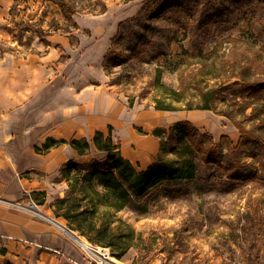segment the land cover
<instances>
[{
  "label": "rangeland",
  "instance_id": "obj_1",
  "mask_svg": "<svg viewBox=\"0 0 264 264\" xmlns=\"http://www.w3.org/2000/svg\"><path fill=\"white\" fill-rule=\"evenodd\" d=\"M64 1L73 11L71 16L53 0H0V113L8 115L14 130L24 126L20 125L22 113L25 117L28 110L42 109L53 96L48 112L54 117L63 118L72 109H87L90 116L104 120L103 140L110 136L121 157L129 151L147 156L142 164L130 161L137 170L146 161L157 160L159 138L153 129L159 126L169 133V126L179 120H188L212 136L214 143L221 145L222 154L227 153L228 144L236 145L240 133L226 115L198 109L200 123L190 117L191 112L185 116L177 110H155L154 72L157 60L178 54L184 60L180 67L164 64L161 71L162 81L173 88L205 89L203 78L196 82L189 72L212 57L217 60H212V67L220 68L224 75L238 70L261 74L264 0ZM115 32L117 65L100 79L96 70L105 73L103 60ZM214 47L217 50H212ZM210 51L213 55L204 59L201 53ZM249 71L243 76L244 83L254 80L248 77ZM128 96L136 97L131 105ZM221 99L215 100L218 109L232 110L233 118L251 126L245 118L252 105L242 112L237 106L230 109ZM259 99L264 101V90L255 99L257 104ZM123 121L130 134H126ZM95 132L76 138L92 142ZM259 135L264 136L255 132L254 139ZM259 152L258 157L249 150L241 154L239 168L245 177L228 178L221 157L220 164L200 163L196 179L157 184L112 213L106 227L115 239L130 244L120 257L113 255L110 246L90 241L87 231L78 230L57 214L61 210L57 198L64 195L67 182L49 195L30 192L37 205L33 209L43 210L72 236L107 247L109 255L127 264H264V156ZM106 155V151L93 149L77 161L100 160ZM10 201L30 206L26 195Z\"/></svg>",
  "mask_w": 264,
  "mask_h": 264
},
{
  "label": "trees",
  "instance_id": "obj_2",
  "mask_svg": "<svg viewBox=\"0 0 264 264\" xmlns=\"http://www.w3.org/2000/svg\"><path fill=\"white\" fill-rule=\"evenodd\" d=\"M57 3L66 16H71L73 11L64 0H53ZM105 6V5H104ZM122 24L119 22L118 25ZM116 32L111 38V44L103 60V67L108 74L110 68L117 65L118 53H115L114 42ZM141 39V38H140ZM217 50L214 47L212 50ZM214 50V51H215ZM213 51V53H214ZM202 54L204 59H209L213 53ZM200 55V54H199ZM182 56L170 54L167 59L163 56L154 72L152 97L153 107L156 110H190L208 109L217 114L226 115L232 119L240 135L236 145H227V153L222 154L221 145L215 144L212 136L202 133L188 120H179L169 126V133L163 127H155L153 135L159 138V153L157 160L147 165L144 169L137 170L128 159L121 157L118 146L112 144L111 137L103 140V133L96 131L92 138L93 145L100 151H106L103 159L91 158L85 162L74 161L61 169V174L67 182V189L62 197H58L59 212L65 216L78 230L87 231L88 239L101 245L110 246L113 255L122 256L129 245L126 239H115L114 233L106 227L110 223L112 213L130 205L133 199L143 196L151 187L170 181H189L197 178L199 164L223 163L221 167L227 171V177H245L240 171L241 154L251 151L254 157L264 156V101L256 102L264 90V72L245 70L224 75L220 68L212 67V60L189 72L190 78L198 82V77L205 81V89L181 85L173 88L167 86L161 79L164 64L172 69L179 68L183 63ZM250 73L251 82L244 83L246 73ZM224 80L221 81V77ZM262 77L258 79L259 77ZM243 77V78H242ZM240 78L242 81L240 82ZM118 81V79H116ZM216 81H219L217 83ZM257 81V82H255ZM113 82V81H112ZM259 84V85H256ZM191 91V92H190ZM226 106H237L240 111L252 105L251 111L246 115V120L251 123L249 128L243 125V120L231 116L228 108L218 109L216 98ZM131 105L136 97L128 96ZM238 98L242 102H238ZM243 112V111H242ZM252 136V137H251ZM223 137V136H221ZM62 142L47 138L43 149H48ZM71 146L79 153L85 154L90 150V143L85 139H71ZM253 147V148H252ZM39 149V148H38ZM171 155V156H169ZM235 164H238L235 167ZM123 236V235H121ZM4 251V249H2ZM5 264H11L5 262Z\"/></svg>",
  "mask_w": 264,
  "mask_h": 264
},
{
  "label": "crops",
  "instance_id": "obj_3",
  "mask_svg": "<svg viewBox=\"0 0 264 264\" xmlns=\"http://www.w3.org/2000/svg\"><path fill=\"white\" fill-rule=\"evenodd\" d=\"M96 75L102 79L107 73L96 70ZM81 95L83 92H80ZM53 102L54 97L51 96L47 100L49 105H44L42 109L36 107L28 110L25 117L22 113L20 125L24 123V126L18 131L14 130L15 127L7 118L8 115L0 113V197L2 199L15 200L24 195L31 196L30 192L34 194L45 191L46 195H49V191H60L66 184L61 169L88 155L93 149L98 150L88 140L89 152L79 154L71 146L70 141L78 139L76 137H89L94 131H101L105 125L104 120L90 116V111L81 108L80 111L72 109L63 118L54 117L48 112ZM22 108L19 111H22ZM199 110L177 111L185 116L187 112H191L190 117L193 118L194 115L202 114ZM60 120L61 123H57ZM123 124L126 125L124 128L126 134H130L127 124L124 121ZM47 138L62 142L45 150L42 146ZM130 141L134 139L131 138ZM126 142L130 143L129 139ZM127 153L129 155L124 157L135 163L138 161L142 164L144 157H147L138 151L134 154L130 151ZM150 163L151 161H146L145 165L138 167L144 169ZM53 185L57 186L55 190ZM43 204L41 205L44 206ZM67 232L55 221L34 216L28 211L0 202V247L4 249V252L0 253V264L4 261L11 264H86L87 260L75 243L74 237Z\"/></svg>",
  "mask_w": 264,
  "mask_h": 264
},
{
  "label": "built area",
  "instance_id": "obj_4",
  "mask_svg": "<svg viewBox=\"0 0 264 264\" xmlns=\"http://www.w3.org/2000/svg\"><path fill=\"white\" fill-rule=\"evenodd\" d=\"M3 202H6L7 204H12L13 206L16 207H20L24 209H27L25 211H28L29 213H31L34 216H38V217H43L48 219L49 221H54L53 219H51L43 210L41 211H37L35 209H33V207H37V205L32 201V197L29 196V201L28 204L30 205L29 207L25 206V205H21L18 201L13 202L10 200H5L2 199ZM74 239H76L75 241H77L76 243L78 248L80 249L82 255L86 258L87 263L86 264H114V262H112L109 258V250L107 247H98L96 245H92L90 243L88 244H84L80 239H78L77 237H75L73 235ZM98 248L102 249V250H97Z\"/></svg>",
  "mask_w": 264,
  "mask_h": 264
},
{
  "label": "bare ground",
  "instance_id": "obj_5",
  "mask_svg": "<svg viewBox=\"0 0 264 264\" xmlns=\"http://www.w3.org/2000/svg\"><path fill=\"white\" fill-rule=\"evenodd\" d=\"M193 119L196 121V122H200L201 123V115L199 114V116H197V115H194L193 116ZM84 244H88L86 241H84V240H82V239H80ZM97 250H102V249H100V248H98ZM109 258H110V260L112 261V262H114V264H127V263H125V262H123V261H120L119 259H116V258H114V257H112L111 255H109Z\"/></svg>",
  "mask_w": 264,
  "mask_h": 264
}]
</instances>
